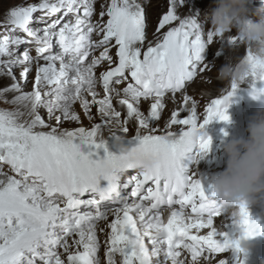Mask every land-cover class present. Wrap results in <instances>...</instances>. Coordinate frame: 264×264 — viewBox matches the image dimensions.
<instances>
[{"label": "snow or ice", "instance_id": "6c2138e0", "mask_svg": "<svg viewBox=\"0 0 264 264\" xmlns=\"http://www.w3.org/2000/svg\"><path fill=\"white\" fill-rule=\"evenodd\" d=\"M94 3L95 0H39L16 5L0 24L5 29L0 35V57L11 58L0 61L6 69L0 75L6 74L13 81L0 88V98H5V103L22 104L30 117L21 122L25 113L0 109V264H100L96 221H107L109 211L114 219L108 224L107 264H116L117 253L122 264H187L180 259V249H184L190 254L191 264H197L205 250H238L227 233H219L213 226L214 218L220 216L215 201L205 193L201 181L181 164L194 146L198 145V152L208 154L211 139L201 138L196 143L189 129L213 120L229 122L227 107L238 86L233 84L226 95L212 99L204 109L202 122L198 121L196 100L184 95L182 103H191L186 118L177 109L170 112L163 134L151 126L162 118L166 95L171 94L174 101L185 91L187 82L207 69L201 53L205 42L213 41V33L209 32L205 40L196 21L181 19L175 12L176 0H171L156 33L173 21H179V26L155 36L153 45L147 41L145 10L135 0L102 4L100 20L95 24L91 21ZM33 22L43 27L34 29ZM94 33L101 38L93 40ZM237 41L230 40L232 44ZM21 45L34 46L36 56L30 54V47L17 55ZM57 46L59 51H55ZM111 47L117 49L114 67ZM95 49L102 51L86 63ZM247 55L253 63L249 91L258 98L264 95V61L250 52ZM41 60L44 63L36 64L32 91H24L33 62ZM102 61H107L110 68L100 75L104 97L97 99L93 69ZM16 67L22 68L19 80L13 72ZM129 78L131 82L122 89L124 98L118 101L127 109L121 120V112L113 107L112 85ZM85 90L100 115L109 118L105 125L114 120L127 134L132 131L130 123L136 122L132 138L124 142L131 150L159 156L158 167L148 172L128 169L123 174L110 173L105 163L113 168L126 167V156L120 148L124 136L109 128L111 134L105 138L101 123L90 129H59L64 121L79 120L72 111L78 99L91 118V104L81 97ZM9 92L18 95L7 100ZM142 99L150 101L148 115L139 108ZM40 108L47 110L48 121L54 119L56 126L45 120ZM173 126L185 127L171 131ZM4 166L11 174L3 170ZM130 171L134 174L122 179ZM101 181L106 183L102 185ZM109 204L116 207L109 209ZM177 205L179 208L163 223L162 209ZM188 207L194 216L186 218ZM241 224L246 236L264 231L250 220L243 205ZM201 229L209 231L206 235L193 234V230L199 233ZM219 264H226V260L220 259Z\"/></svg>", "mask_w": 264, "mask_h": 264}, {"label": "bare ground", "instance_id": "6f19581e", "mask_svg": "<svg viewBox=\"0 0 264 264\" xmlns=\"http://www.w3.org/2000/svg\"><path fill=\"white\" fill-rule=\"evenodd\" d=\"M201 2H202L201 5H197V1L195 0L190 1L188 5H186L182 9V12L184 13V16L182 18L184 19L186 17L190 18V16L188 15V13H190L191 18L195 20V14L197 13V10H198L197 7L203 8L202 14H205L211 8L215 7V0H202ZM253 5H255V3L253 2L250 5H248V11ZM196 23L198 25L200 33L202 34V36H204L203 38L207 40V35L211 31H208L206 29V26L210 23V21L206 20L205 17H202L200 21L196 20ZM158 26H159V21H157V24H155L154 27L150 29L149 35L147 36V41L153 42V45L156 42L155 36H162V34L164 32H167L170 29V27H178L179 21H175L174 23H171L170 25L165 26V28L161 30V33H156V29L158 28ZM231 38H236L237 40H239L238 31L235 34L228 33L220 37L214 36L213 41L211 43H207V41L205 42V48L203 52L201 53V56L203 58V62L208 67L203 73H198L197 76L193 79L192 87L194 88V92L188 90V88L185 89L186 93L185 91L183 92L185 95H188L192 99L196 100L197 117H198L199 122H202L205 116L204 109L206 108L207 104L210 103L212 99L220 98L224 96L225 94H227V92L224 90L226 87V83L223 81L217 80L216 78L217 72L220 69V67L224 65L228 59L235 60L236 57L244 56L247 54V49L244 47H239L238 49H234L233 44L230 42ZM147 41L145 42V44L143 45L141 49L142 52L146 50ZM135 46L140 47V45H135ZM115 60L116 59L113 58V63H116L118 61L117 60L116 62H114ZM88 62L89 61H86V63ZM40 64H43V63H40ZM101 64L104 66V71H106V69L109 67V64L108 63H105V64L101 63ZM57 67H59V62H57ZM93 70H95L94 73L96 77V85H95L94 91L98 94L97 99H102L104 97L103 85L100 79V75H101L100 72H102V69L99 67H96V69L94 68ZM31 72L33 74L29 75L30 81H32L34 74H36V65L32 66ZM14 74L17 77V71H14ZM29 85H30L29 86V92H30L33 89V83ZM126 85L127 84L124 82H122L118 86L112 85V87L114 88V91L112 93L113 107L117 111L121 112V120L124 119L127 109L125 106L120 105L118 101L119 99L124 98V93L122 89L126 87ZM23 88H25L24 85H23ZM205 91H210L209 97L200 96L196 94V93L204 94ZM117 92L120 93L119 96L116 95ZM81 97L88 99L91 104L92 97L89 95V93L86 90L81 93ZM165 100H166V107L162 112V118L159 121L152 122L151 124V126H154L157 129L162 130L161 134H163L165 122L169 119V115L171 111L180 109L182 110L181 116L186 118L189 114L188 111L190 110V107H191L190 102H189L190 107H188L189 109L182 106V103H181L182 97L179 94L177 95L174 101L172 100V97L170 94L166 95ZM231 100L236 102V106L234 110L231 109L230 105L227 107V114L230 117V121L223 122V121L213 120L205 126V132L207 133L206 138H210L212 141V144H211V148L208 154L203 159H201L198 163L196 162L197 165H200V164L203 165V169L201 170L202 175L205 176V179H203V181H206L207 177L210 175H212V177L216 175V174L210 173L211 168L210 166H208L209 162H212L216 165L215 169L221 168V167L226 168L227 159L225 157H222V156L218 157V155H216V152H218L220 149H223V144L225 143V140L227 142V140L231 139L232 137L247 139L249 135L247 131V127L250 122V119L256 114L258 109L264 108V95H260L258 98H253V96L250 94V91H249V85L247 84L241 85L238 88L236 94L233 97H231ZM75 104H76V111L74 108H72V111H74L78 115L79 120L75 122L64 121L63 124L59 125L60 130H63V129L75 130L78 127H84L85 129H90L96 123H101L103 127L102 135L105 138H107L111 134L109 132V128L115 131L117 135L124 136L125 139L132 138L134 131L137 127V124L135 121H132L129 125L132 131H129L127 134H124L119 130V126L116 125L114 120L107 125L104 124V121H108L109 118L102 117L100 115V113L97 110V107H98L97 105L91 104V112H90L91 118H89V115L86 114L82 108L81 100L80 99L76 100ZM139 108L145 115H148V113L150 112V101H143L142 99V102L140 103ZM184 111H187V114H184ZM39 112L45 118L47 122H49L52 126H56V121L54 119L51 121H48L46 109L40 108ZM56 114L59 115L60 113L57 112ZM246 115H249L248 120L243 119V117ZM182 127H185V126H173V128L170 130L179 131L180 128ZM44 130H47V129H44ZM143 131L144 130L141 129V133H143ZM195 150H198V145L194 146L190 152L186 153L185 157L181 160V164L187 167L188 173L194 176L195 174L193 173V169H192L193 167L190 164H191V161H193L192 152H194ZM112 151L116 152V149H112ZM131 174H134V173L131 171L126 173L122 179H126L127 176ZM105 183H106L105 181H101L102 185H104ZM205 193L212 200L215 201L216 207L221 212L220 207L222 206L219 203V201L216 200V198H214L211 195L212 193L211 187H209L205 191ZM108 207L109 209H112L116 207V205L109 204ZM92 211L94 212V209ZM113 217L114 216L112 215V212L109 211L107 221L99 220L98 222H96L97 236H98V240L100 243V249H99L100 253H98L100 264H107L106 251H107L108 246L104 244L102 237H106V236L108 237L110 235V229L108 228V224L112 221ZM101 229H103V231H101ZM69 242H71V239ZM148 247L150 248L151 245L149 244ZM229 251L230 250H228L225 253H212V252H209L208 250H205L203 255L198 258L197 264H208L209 261H211V264H219L220 259H225L226 264H233L234 263L233 257H231V255L228 254ZM60 252L63 253V249H60ZM180 252L181 254L186 253L184 250H181ZM117 256L120 257L119 262L116 261ZM114 259L116 261V264H122V257L119 255V253L115 254ZM187 264H189V261H187Z\"/></svg>", "mask_w": 264, "mask_h": 264}, {"label": "clouds", "instance_id": "9594fccd", "mask_svg": "<svg viewBox=\"0 0 264 264\" xmlns=\"http://www.w3.org/2000/svg\"><path fill=\"white\" fill-rule=\"evenodd\" d=\"M249 3L250 0H215V7L205 13V19L210 21L211 32L215 37L228 34L235 27L239 33V40L233 44V48L244 47L257 60L264 61V14L261 15L259 22L249 20L247 18ZM260 11L264 13V7ZM252 72L253 63L246 54L236 57L235 60L228 59L218 70L216 78L226 83L224 90L228 93L233 84L238 88L244 84L250 85ZM206 125L202 124L194 130L189 129L194 142L198 143L201 138L207 136ZM247 131L249 133L247 139L232 137L223 144L227 166L210 180L212 196L221 204L222 212L231 218L233 230L228 239L238 250L234 248L229 250L238 257V264H245L252 249L250 241L254 238L245 235L241 224V205L247 209L249 217V209L253 205L264 207V108L258 109L250 119ZM124 139L121 138L120 148L126 156V167L113 168L105 163L107 171L123 174L128 169L148 172L158 167L159 156L131 150ZM166 139L171 140L173 137ZM206 155L197 151L193 160L198 163ZM185 217H188L187 213ZM221 232L223 233V230ZM180 264H183V261ZM208 264H211V261Z\"/></svg>", "mask_w": 264, "mask_h": 264}, {"label": "rangeland", "instance_id": "374dc122", "mask_svg": "<svg viewBox=\"0 0 264 264\" xmlns=\"http://www.w3.org/2000/svg\"><path fill=\"white\" fill-rule=\"evenodd\" d=\"M190 1H194V0H176L175 12L181 19H184V18H182L184 16V13L182 12V9L186 5H188V3ZM195 1H197V5H201L202 4V2H201L202 0H195ZM38 2H39V0H0V24H2L5 21V14L11 7L16 6V5H24V4H31V3H38ZM109 2H110V0H95V3H94V14L91 17L92 23L95 24L98 20H100V15L99 14H100V11H101V5L102 4H107ZM252 2L255 3V5H253L250 8V10L248 11L247 18L249 20H251L252 22H259V20L261 18V15L264 14V13H261V11H260L261 8L264 7V0H250L249 5ZM135 3L141 5V7L145 10V14H146V35L147 36L149 35L150 29H152L154 27V25L157 24V21H160V19H162L163 15L167 13L169 7L171 6V0H135ZM197 9L198 10H197V13L195 14V21L196 20L200 21L202 19V17H205V14H202V11H203L202 7H197ZM35 15L38 16V15H40V13H37ZM188 15L191 18L190 13H188ZM188 18L189 17H186L185 19H188ZM104 19L106 20L107 16H105ZM174 22L175 21H173L172 23H174ZM31 26L35 29V28L43 27V24L38 23V22H33V24ZM206 29L208 31H211V23H209L206 26ZM4 31H5V29L0 27V35L4 34ZM230 33H232V34L237 33V29L235 27H233L231 29ZM16 34L21 35V36L24 35L23 33H19V32L16 33ZM100 38L101 37L99 35H97L96 33H94L93 36H92L93 40H99ZM113 44H114V41H113ZM26 47H30V54L33 57H35L36 56L35 47L34 46H28V45H21L19 47V49L16 50L17 51V55H19ZM55 51H59V47L58 46L55 48ZM100 51H102V49H95L94 52L92 53V56L89 57V62L92 59V57H98ZM116 51H117L116 47H111L110 55L113 58L116 59L114 62H116L118 60V58L116 56ZM9 59H11V58L7 57V56L0 57V61H7ZM66 60H67V58H66ZM37 63H44V61H42V60L38 61V62L34 61L32 66H35ZM101 63L105 64V63H108V62L107 61H105V62L102 61ZM116 63H113L111 65V67H114ZM97 67L101 68L102 72H104V66L102 64H100ZM109 68H110V66L106 69V71L109 70ZM95 69H96V67H95ZM14 71H17V79L19 80L22 68L21 67H16V68L13 69V72ZM93 71L95 72V70H93ZM0 72H5L6 73V69H3V67L0 66ZM102 72H100V73H102ZM32 74L33 73L30 72L29 75H32ZM34 77H35V74L33 76L32 81H30V76H28V80H27L26 84H23V82H22V84L25 86V88H23L24 91L29 92V86H30L29 84H32L34 82ZM12 82L13 81L11 80V78L8 77L6 74L0 75V88H3L4 86L11 85ZM122 82L127 84L128 82H131V80L129 78L128 81H122ZM113 85H116V84H113ZM186 88H188V90L194 92V88L192 87V81L187 83ZM185 93H186V91H185ZM196 94L200 95V96L209 97L210 91H205L204 94H201V93L200 94L196 93ZM15 95H18V93L9 92V93L6 94V99L7 100H12V98ZM179 95L181 97H183L185 94L184 93H180ZM4 101H5V98H0V109L9 110V111L19 110L20 112L25 113L24 116L20 117V121L24 122V121L29 120V117L26 114L28 109L25 108L22 104L5 103ZM229 105L231 106V109L234 110V108L236 106V102L231 100ZM72 108H74L75 111H76V104L75 103L72 105ZM185 108L189 109L188 107H185ZM184 114H187V111H184ZM248 118H249V115H246V116L243 117L244 120H246V119L248 120ZM63 130H65V129H63ZM225 142H226V140H225ZM197 151L198 150H195L194 152H192V157H194V155H195V153ZM216 155H218V157L222 156V157H225L227 159V155L225 153L223 154V149H220L218 152H216ZM195 164H196V162H194V160H193V161H191L190 165L193 167L192 168L193 169V173L196 176V173H197L198 169L200 171L203 169V165L202 164H200V165L196 164L195 165ZM208 166H210V168H211V172L210 173H212L214 171L213 169H215L216 165L214 163H212V162H209ZM3 170L6 173L11 174L10 173V169H9L8 166H4ZM98 221H96V222H98ZM107 239H108L107 236L106 237H102V240H103L105 245H107ZM98 253H100V251ZM116 261L119 262L120 261V257L117 256L116 257ZM106 262H107V260H106Z\"/></svg>", "mask_w": 264, "mask_h": 264}]
</instances>
